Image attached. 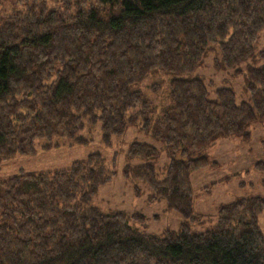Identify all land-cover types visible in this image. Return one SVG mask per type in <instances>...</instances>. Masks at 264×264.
I'll list each match as a JSON object with an SVG mask.
<instances>
[{
    "label": "trees",
    "instance_id": "1",
    "mask_svg": "<svg viewBox=\"0 0 264 264\" xmlns=\"http://www.w3.org/2000/svg\"><path fill=\"white\" fill-rule=\"evenodd\" d=\"M6 1L0 165L40 144L89 143L79 137L86 126L99 124L108 147L136 127L157 145L133 140L124 175L183 221L152 234L104 211L95 197L117 172L91 152L66 168L0 177V264H264V195L218 205L216 221L197 230L192 184L218 164L215 144H248L264 124V0ZM211 55L218 71L243 78L239 94L232 80L212 91L197 73ZM254 169L264 189V161Z\"/></svg>",
    "mask_w": 264,
    "mask_h": 264
},
{
    "label": "rangeland",
    "instance_id": "2",
    "mask_svg": "<svg viewBox=\"0 0 264 264\" xmlns=\"http://www.w3.org/2000/svg\"><path fill=\"white\" fill-rule=\"evenodd\" d=\"M2 2L4 3L3 8H7L8 2L0 0V3ZM70 3L72 2L68 0V4ZM50 5L53 6L54 3L50 2ZM261 44L264 47V34ZM213 58L211 55L207 63L205 61L206 64L201 68L202 70L199 69L197 72L212 84V91L225 85L227 80H232L230 73L218 71L215 68ZM242 82V77L231 81L238 94L242 91L240 85ZM251 133V141L248 144L240 139L219 141L210 152L212 158L218 163L215 168H205L192 175V184L197 193L195 209L197 213L204 215L201 222L194 223L195 229L201 230L203 227L212 225L216 221L218 205L222 203L248 195H264V189L260 183L262 175L254 169V165L259 161H264V124L254 125ZM79 137L89 140V143L68 147L69 140H66L64 146L51 150L42 149L40 144L35 155L18 156L1 164L0 177L15 175L21 171L66 168L74 161L86 158L91 152H100L109 163L114 165L117 172L110 183L100 187L95 197L96 203L104 211L116 209L126 212L132 218L134 216L132 224L147 233L162 234L167 229L175 231L179 229L183 219L176 211L167 210L164 200L151 202V198L148 197L150 193L148 186L142 181H134L124 175V168L129 163L126 155L130 143L138 139L140 142L156 144L151 136L136 127H131L124 136H114L111 140L112 145L108 147L103 145L102 130L97 124L95 127L86 126L79 133ZM140 162L142 163L141 159L135 158L131 164L136 165ZM160 162L163 164L166 158L164 157ZM238 173L241 175L233 178V175ZM227 176L233 179L219 182ZM263 223L264 214L260 218L262 228Z\"/></svg>",
    "mask_w": 264,
    "mask_h": 264
}]
</instances>
